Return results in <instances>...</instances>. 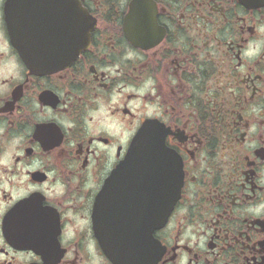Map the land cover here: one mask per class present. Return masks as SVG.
<instances>
[{"label": "flooded vegetation", "instance_id": "1", "mask_svg": "<svg viewBox=\"0 0 264 264\" xmlns=\"http://www.w3.org/2000/svg\"><path fill=\"white\" fill-rule=\"evenodd\" d=\"M0 264H264V0H0Z\"/></svg>", "mask_w": 264, "mask_h": 264}, {"label": "water", "instance_id": "2", "mask_svg": "<svg viewBox=\"0 0 264 264\" xmlns=\"http://www.w3.org/2000/svg\"><path fill=\"white\" fill-rule=\"evenodd\" d=\"M85 47V44L84 43H78L77 42V47H76V54H79L80 51H82ZM56 66H58V64H55ZM62 67V66H60ZM151 128L149 126H144L143 129H142V137L143 138H146V137H149L151 136ZM136 141V140H135ZM147 143H143L141 142V148L143 146H146ZM156 145H157V149H156V156H152L150 159H143V158H140L142 162H146L145 166H143L144 169H152L153 167L149 164V162H157V168H160V169H171V172L167 173V174H157L158 176L162 175L164 177H167L168 178V184H170L172 186V188L168 191V199H167V202H165L164 205H161V204H158L157 205V209L159 210L157 212V215H156V223L154 222L153 224V227H160L163 225V223L166 221L167 219V214L163 215V214H160V212H164V213H169L171 212V209L173 208L176 200L178 199V196L180 194V188H181V185H182V171H180L181 169L177 167L176 165V158L175 156L171 153V154H168V152L166 153L165 151H161V149H159V142H156ZM136 148H134V145L132 144L130 150H129V154H128V157H127V163L128 164H131L133 165L134 163L138 162L139 161V158L137 157L138 155H136V151L135 150ZM141 151H143L141 149ZM166 153V154H165ZM160 163H163L162 166H158V164ZM166 163V165H165ZM179 165V164H178ZM133 175V174H132ZM154 174H152L153 176ZM134 176V175H133ZM146 177H149V173H147L145 175ZM136 178L138 177L137 175L135 176ZM141 177H144L143 175H141ZM164 218V220L161 219ZM142 243L144 242L142 239H135L133 240V244L135 242H139ZM134 248H138V245H135L133 246ZM119 258L122 259V256H120Z\"/></svg>", "mask_w": 264, "mask_h": 264}]
</instances>
